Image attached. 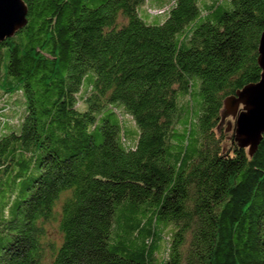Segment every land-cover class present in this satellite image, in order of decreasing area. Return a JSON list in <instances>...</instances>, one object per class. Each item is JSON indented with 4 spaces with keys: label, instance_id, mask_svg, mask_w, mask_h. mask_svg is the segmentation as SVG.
I'll return each mask as SVG.
<instances>
[{
    "label": "trees",
    "instance_id": "1",
    "mask_svg": "<svg viewBox=\"0 0 264 264\" xmlns=\"http://www.w3.org/2000/svg\"><path fill=\"white\" fill-rule=\"evenodd\" d=\"M21 1L0 264H264V133L248 156L221 115L259 80L264 0Z\"/></svg>",
    "mask_w": 264,
    "mask_h": 264
},
{
    "label": "water",
    "instance_id": "2",
    "mask_svg": "<svg viewBox=\"0 0 264 264\" xmlns=\"http://www.w3.org/2000/svg\"><path fill=\"white\" fill-rule=\"evenodd\" d=\"M25 15L21 0H0V42L23 27ZM256 63L260 70L258 82L243 87L223 102L226 113L235 116L233 140L237 147L246 149L248 156L255 152L264 133V32L258 40Z\"/></svg>",
    "mask_w": 264,
    "mask_h": 264
},
{
    "label": "rangeland",
    "instance_id": "3",
    "mask_svg": "<svg viewBox=\"0 0 264 264\" xmlns=\"http://www.w3.org/2000/svg\"><path fill=\"white\" fill-rule=\"evenodd\" d=\"M151 3V1H149V4ZM145 6L142 7V9H144ZM146 24L149 25H155V24H159V18L153 17L151 18L150 21H146L144 19H142ZM2 98V97H1ZM3 100L0 101V104L3 105V107L6 106L5 111L4 112V117L12 120V123H15L18 113L15 114V112L19 111L20 107H19V98L17 95H12V96H7V97H3ZM179 99V98H178ZM197 99H193L191 97V104L195 105ZM4 101V104H3ZM240 106L236 109V114L239 112ZM113 112H115V115L118 116V120L119 121V127L121 128V130L125 133L128 132L130 129L135 130V126L133 124L132 121H130L129 117L125 114H123V112H121L120 110H112ZM235 114V115H236ZM222 115V122L223 125L222 127L225 128V138L228 141V139L231 138V135H233V126H234V119L235 116L231 115L230 113H226L225 109L223 110V112L221 113ZM194 115L192 114L190 116V119L188 118V122L191 121L193 119ZM132 122V124H131ZM129 125V126H128ZM132 125V126H131ZM233 137V136H232ZM233 140V138H232ZM235 144V142H233ZM47 234L48 237L51 239H55V232L53 227H49V229L47 230ZM162 245V243H160Z\"/></svg>",
    "mask_w": 264,
    "mask_h": 264
}]
</instances>
